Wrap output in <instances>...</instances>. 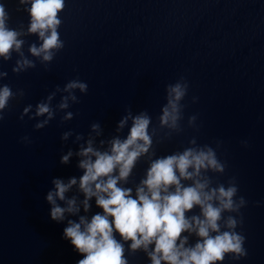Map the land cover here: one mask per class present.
Listing matches in <instances>:
<instances>
[{"label":"water","instance_id":"1","mask_svg":"<svg viewBox=\"0 0 264 264\" xmlns=\"http://www.w3.org/2000/svg\"><path fill=\"white\" fill-rule=\"evenodd\" d=\"M0 3L10 13V27L27 28L30 18L18 0ZM60 18L65 48L47 71L37 62L35 69L12 73L15 54L0 68L8 72L0 83L26 93L10 102L0 122V264H76L81 258L61 238L64 225L50 220L45 201L53 177L81 174L75 159L59 163L62 152L77 147L72 138L60 140L64 131L86 135L99 121L108 136L128 105L134 112L147 109L155 123L165 86L180 76L190 86L183 123L198 114L200 124L264 64V0H66ZM25 39L38 42L36 36ZM75 78L88 84V93H77L80 103L69 109L78 113L73 120L61 125L59 113L41 130L27 116L19 120L26 105ZM192 132L186 127L159 145L158 155L176 150ZM26 135L29 145L20 142ZM145 167L137 166V180Z\"/></svg>","mask_w":264,"mask_h":264},{"label":"clouds","instance_id":"2","mask_svg":"<svg viewBox=\"0 0 264 264\" xmlns=\"http://www.w3.org/2000/svg\"><path fill=\"white\" fill-rule=\"evenodd\" d=\"M18 5L30 18L27 28L10 27V13L0 3V68L15 54L12 73L35 69L37 62L47 71L65 48L59 29L66 0H18ZM28 36L38 42L28 44ZM7 77L0 70V81ZM189 87L184 76L165 86V103L155 123L147 109L134 112L128 105L108 136L99 121L90 124L86 135L69 129L60 136L65 144L72 138L77 147L62 152L59 163L70 165L75 159L81 174L53 177L45 201L50 220L64 225L61 238L81 257L76 264H130L129 258L138 253L149 264H223L226 258L240 261L248 256L247 238L237 229L243 226L241 210L249 202L239 195L235 176L219 179L228 168L218 154L223 141H214L213 147L198 143L193 135L186 145L158 155V146L182 135L186 127L200 130L198 114L183 123ZM77 93H88V84L79 78L57 85L35 106L26 105L19 120L27 116L41 130L63 113V125L78 115L69 110L80 103ZM25 95L24 89L14 91L0 83V122L10 102ZM191 102L197 103L198 97ZM20 142L29 145L32 140L26 135ZM241 143L248 147L247 141ZM141 163L146 167L137 180ZM93 206L100 211L92 212Z\"/></svg>","mask_w":264,"mask_h":264}]
</instances>
